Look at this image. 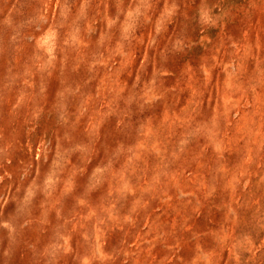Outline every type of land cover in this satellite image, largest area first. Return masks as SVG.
<instances>
[{
    "label": "rangeland",
    "instance_id": "obj_1",
    "mask_svg": "<svg viewBox=\"0 0 264 264\" xmlns=\"http://www.w3.org/2000/svg\"><path fill=\"white\" fill-rule=\"evenodd\" d=\"M0 264H264V0H0Z\"/></svg>",
    "mask_w": 264,
    "mask_h": 264
}]
</instances>
